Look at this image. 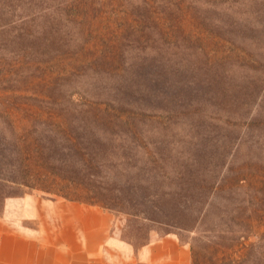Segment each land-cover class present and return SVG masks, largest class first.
Masks as SVG:
<instances>
[{"label":"rangeland","instance_id":"1","mask_svg":"<svg viewBox=\"0 0 264 264\" xmlns=\"http://www.w3.org/2000/svg\"><path fill=\"white\" fill-rule=\"evenodd\" d=\"M0 177L35 225L264 264V0H0Z\"/></svg>","mask_w":264,"mask_h":264},{"label":"crops","instance_id":"2","mask_svg":"<svg viewBox=\"0 0 264 264\" xmlns=\"http://www.w3.org/2000/svg\"><path fill=\"white\" fill-rule=\"evenodd\" d=\"M38 197L6 200L0 212V264H191L174 234L135 251L110 231L113 219L103 211L99 214L111 222L106 227L91 217L93 212L80 209L63 211L55 223L32 224L40 211L35 215L24 205L29 198L37 202Z\"/></svg>","mask_w":264,"mask_h":264},{"label":"trees","instance_id":"3","mask_svg":"<svg viewBox=\"0 0 264 264\" xmlns=\"http://www.w3.org/2000/svg\"><path fill=\"white\" fill-rule=\"evenodd\" d=\"M24 176V175H23ZM0 178H2V177H0ZM26 185V184H25Z\"/></svg>","mask_w":264,"mask_h":264}]
</instances>
